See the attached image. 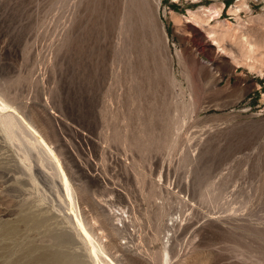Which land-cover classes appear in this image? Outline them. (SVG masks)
I'll return each instance as SVG.
<instances>
[{
  "label": "rangeland",
  "instance_id": "rangeland-1",
  "mask_svg": "<svg viewBox=\"0 0 264 264\" xmlns=\"http://www.w3.org/2000/svg\"><path fill=\"white\" fill-rule=\"evenodd\" d=\"M0 90L111 263L264 264V0H0ZM0 154V264L70 252L60 178Z\"/></svg>",
  "mask_w": 264,
  "mask_h": 264
},
{
  "label": "bare ground",
  "instance_id": "bare-ground-1",
  "mask_svg": "<svg viewBox=\"0 0 264 264\" xmlns=\"http://www.w3.org/2000/svg\"><path fill=\"white\" fill-rule=\"evenodd\" d=\"M215 13L220 14V11L216 10ZM0 128V138L3 143L0 153L6 154L7 157L9 155V158H14L19 162L21 159L27 160L26 166L24 165L26 174L36 183L35 163H39L52 178H60L65 188L64 191H66L68 199L62 197L58 204L54 203L50 194H44V198L41 200L44 202L43 208H38L33 213L37 222H48L58 227L60 239L69 242L70 252L72 250L74 252L72 258L75 264H113L107 254V249L95 239L90 229L87 228L79 210L76 191L55 150L34 122L27 119L2 90H0ZM3 158L5 156L0 154V162L3 161ZM68 202L70 211L62 212ZM112 212L116 215V211ZM7 227L9 228L4 229L7 235L18 236L19 231L14 226L7 225ZM70 252L39 255L34 264H64L70 261L71 258H68Z\"/></svg>",
  "mask_w": 264,
  "mask_h": 264
}]
</instances>
